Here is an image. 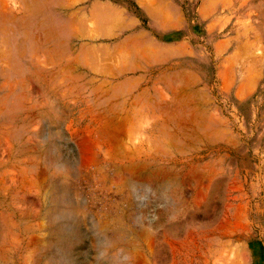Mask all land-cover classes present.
Here are the masks:
<instances>
[{
	"label": "rangeland",
	"instance_id": "1",
	"mask_svg": "<svg viewBox=\"0 0 264 264\" xmlns=\"http://www.w3.org/2000/svg\"><path fill=\"white\" fill-rule=\"evenodd\" d=\"M0 1V264H264V0Z\"/></svg>",
	"mask_w": 264,
	"mask_h": 264
},
{
	"label": "bare ground",
	"instance_id": "2",
	"mask_svg": "<svg viewBox=\"0 0 264 264\" xmlns=\"http://www.w3.org/2000/svg\"><path fill=\"white\" fill-rule=\"evenodd\" d=\"M144 1H145V0H144ZM144 1H143L142 3H144ZM148 1H150V0H148ZM0 2H1V1H0ZM139 2H140V1H139ZM151 2H152V1H151ZM226 2H227V1H226ZM145 3H146V2H145ZM154 3H155V2H154ZM141 5H142V4H140V7H141ZM28 6H30V5H28ZM101 6H102V5H101ZM144 6H147V5H144ZM107 7H108V6H107ZM107 7H106V9H107V11H108L109 8H107ZM152 7H153V6H152ZM164 7H165V6H164ZM94 8H95V10L93 9V10H91V11H92V14L94 13V15H95V13H97V11H100L101 7H100V5H95ZM102 8H103V7H102ZM104 8H105V7H104ZM148 8H150V7H148ZM110 9H111V8H110ZM112 9H113V8H112ZM114 10H115V9H114ZM116 10H117V9H116ZM150 10H151V9H150ZM152 10L154 11V9H152ZM101 11H102V10H101ZM101 11H100V13H101ZM107 11H106V13H107ZM161 11H162V10L160 9V11L158 10L157 12H158V14L160 13L161 16H162V12H161ZM120 12H121V10H120ZM157 12L155 11V13H157ZM100 13H99V14H100ZM103 13H105V12H103ZM103 13H102V14H103ZM108 13H110V10L108 11ZM108 13H107V15H108ZM117 13H118V10H117L116 13H114V14H117ZM155 13H154V14H155ZM114 14H113V15H114ZM160 14H159V15H160ZM72 15H74V14H72ZM96 15H98V14H96ZM148 15H149V14H148ZM111 16H112V15L109 16L110 18L106 19L107 21H104L105 23L107 22L106 24L103 22V20H102V22H103L104 24L100 23V20H101L100 16H99V17L97 16V18H94V20L98 19V22H99L98 24H95V26H94V23H93V26L95 27V28L93 27L94 31H101V30H99L98 27H100V28L103 30V29H104L103 27H108V24H109V23L111 24L112 22H113L114 24H116V23L114 22V18L116 19V16H118V14H117V15H114V16H115L114 18H113V16H112V17H111ZM120 16H121V15H120ZM72 17H73V16H72ZM72 17H71V18H72ZM92 17H93V16H92ZM94 17H96V16H94ZM163 17H164V15H163ZM165 17H166V15H165ZM83 18H84V17L81 18V20L79 21V24H80V22L83 20ZM103 18H104V17H103ZM105 18H107V17H105ZM105 18H104V19H105ZM170 18H171V17H170ZM84 19H86V18H84ZM110 19H111V20H110ZM165 20H167V21H165V23H166V22L169 23L168 17H167V19L165 18ZM170 20H171V19H170ZM83 21L86 22L87 20H83ZM111 21H112V22H111ZM161 21H162V20H161ZM79 24H78V25H79ZM101 24H102V25H101ZM132 24H133V23H132ZM81 25H82V24H81ZM96 25H99V26H96ZM103 25H105V26H103ZM106 25H107V26H106ZM129 25H131V24H129ZM164 25H165V24H164ZM115 26H116V25H115ZM135 26H136V24H135ZM84 27H85V25H84ZM82 28H83V27H82ZM109 28H110V27H109ZM68 29H69V28H68ZM95 29H96V30H95ZM105 29H106V28H105ZM105 29H104V31H105ZM107 29H108V28H107ZM113 29H114V28H113ZM78 30H79V29H78ZM83 30H84V29H83ZM109 30H110V29H109ZM84 31H85V30H84ZM106 31H107V30H106ZM73 32H74V31H73ZM101 32H102V31H101ZM110 32H111V31H110ZM95 33H96V32H95ZM242 34H243V33H242ZM69 35H70V34H69ZM73 36H74V35H73ZM138 36H139V35H138ZM96 38H97V37H96ZM130 40H131V39H130ZM128 41H129V40H128ZM131 41H132V40H131ZM125 44H126V43H125ZM128 44H129V42H128ZM124 48H126V46H125ZM145 48H147V47H145ZM88 49H91V48H88ZM131 49H132V48H131ZM95 50H96V49H95V47H94V50H93L92 54L97 55V54H99V53L101 52V53H100V54H101L100 56L103 57V59L106 57V54H107L106 50L104 51L105 53L102 52L103 50H98V49H97L98 51H95ZM107 50H108V49H107ZM117 50L119 51L120 48H119V49H116V51H117ZM124 50H125V49H124ZM136 50H141V49H139V48L137 49V48H136ZM143 50H144V52H145V51H147L148 49H142L141 51H143ZM152 50H153V48H152ZM94 51H95V53H94ZM122 51H123V50H122ZM154 51H155V50H154ZM96 52H98V53H96ZM114 52H115V51H114ZM120 52H121V50H120ZM130 52H131V51H130ZM132 52H133V49H132ZM135 52H136V51H135ZM57 53H59V52H57ZM102 53H103L105 56H103ZM109 53H110V51L108 52V54H109ZM121 53H122V54H121ZM121 53H119V54H121V56H124V53H123V52H121ZM133 53H134V52H133ZM139 53H140V51H139ZM141 53H142V52H141ZM141 53H140V54H141ZM156 53H157V52H156ZM80 54H81V53H80ZM90 54H91V53H90ZM90 54H89V55H90ZM108 54H107V56H108ZM114 54H115V53H114ZM50 55H51V54H50ZM126 55H127V54H126ZM97 56H98V55H97ZM121 56H119V57H121ZM130 56H131V55H130ZM132 56H133V55H132ZM77 57H78V56H77ZM98 57H99V56H98ZM110 57H111V56H108V59H107V57H106L104 60H105V61H110V59H111ZM116 57H118V55H117ZM116 57L113 55V58L117 59ZM119 57H118L117 61L119 60ZM124 57L127 58V56H124ZM124 57H122V58L124 59ZM128 57H129V54H128ZM83 59H84V58H83ZM85 59H86V58H85ZM106 59H107V60H106ZM128 59H129V58H127V61H128ZM144 59H145V58H144ZM111 60H113V59H111ZM77 61H78V60H77ZM83 61H85V60H83ZM86 61H87V60H86ZM88 61H89V59H88ZM115 61H116V60H115ZM119 61H120V60H119ZM119 61H118L117 63H115V64H119V63H120ZM122 61H123V60H122ZM87 63H88V62H87ZM124 63H125V60H124ZM130 63H131V62H130ZM88 64H89V63H88ZM125 64H126V63H125ZM85 65H86V64H85ZM97 65H98V64H97ZM93 66H94V65H93ZM89 67H90V66H89ZM100 67H101V66H100ZM100 67H95V68H98L97 71H99V70H100ZM117 67L119 68L120 66L117 65ZM124 67H125V65H124ZM90 68H91V67H90ZM127 68H128V67H127ZM101 69H103V68L101 67ZM121 69H122V68H121ZM94 70H95V69H94ZM103 70H104V69H103ZM103 70H102V71H103ZM119 70H120V69H119ZM119 70H118V71H119ZM102 71H101V72H102ZM105 71H106V70H105ZM93 72H94V71H93ZM95 72H96V70H95ZM95 72H94V74H95ZM107 73H108V72H107ZM110 73H111V72H110ZM104 74H105V72H104ZM104 76H105V75H104ZM109 76H110V75H109ZM111 77H112V76H111ZM172 80H173V79H172ZM90 82H91V81H90ZM91 83H92V82H91ZM91 83H89V84H91ZM93 83H94V82H93ZM102 83H103V82H102ZM102 83H101V84H102ZM100 86H102V85H100ZM104 86H105V85H104ZM101 89H102V88H101ZM97 90H98V89H97ZM97 90H96V91H97ZM100 91H101V90H100ZM104 91H106V90H104ZM111 92H112V91H111ZM95 93H96V92H95ZM95 93H94V94H95ZM100 93H101V92H100ZM101 94H102V93H101ZM107 94H108V93H107ZM162 94H163V93H162ZM102 95H103V94H102ZM164 97H165V96H164ZM76 240H78V239H76ZM81 241H82V240H81ZM66 264H67V263H66Z\"/></svg>",
	"mask_w": 264,
	"mask_h": 264
}]
</instances>
